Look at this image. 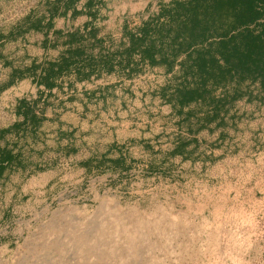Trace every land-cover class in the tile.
I'll use <instances>...</instances> for the list:
<instances>
[{
  "label": "rangeland",
  "instance_id": "obj_1",
  "mask_svg": "<svg viewBox=\"0 0 264 264\" xmlns=\"http://www.w3.org/2000/svg\"><path fill=\"white\" fill-rule=\"evenodd\" d=\"M58 8L0 0V50L13 51L17 67L32 53L18 49L22 34ZM102 73L93 81L109 85ZM16 77L0 69V91ZM161 83L136 86L151 93ZM129 99L77 106L82 116L68 118L77 131L68 148L59 138L60 152L51 136L17 142L21 163L0 175V264H264V105L218 102L216 121L188 134L174 100L148 94L142 109ZM8 103L0 125L13 122Z\"/></svg>",
  "mask_w": 264,
  "mask_h": 264
},
{
  "label": "trees",
  "instance_id": "obj_2",
  "mask_svg": "<svg viewBox=\"0 0 264 264\" xmlns=\"http://www.w3.org/2000/svg\"><path fill=\"white\" fill-rule=\"evenodd\" d=\"M66 1L72 9L76 0ZM92 4L93 0H87L85 8L90 11ZM65 8L49 14L64 16ZM125 31L128 45L109 36L97 38L94 32L86 37L69 34L64 41L69 48L58 61L49 64L44 81L50 83L70 75L89 79L99 70L109 73L113 64L132 63L136 69L142 64L164 65L167 69L179 65L181 83L163 94L169 103L174 100L179 129L184 127L193 134L196 126L215 122L218 112L217 86L205 45L209 32L223 106L228 108L244 97L247 102L264 105V0H170L159 4L157 13L141 23L139 35ZM134 55L139 56L138 60ZM13 73L21 77L25 72ZM20 108L23 114L29 113L24 101ZM180 136L177 132L174 138L177 152H181ZM9 158L1 154L0 175Z\"/></svg>",
  "mask_w": 264,
  "mask_h": 264
},
{
  "label": "crops",
  "instance_id": "obj_3",
  "mask_svg": "<svg viewBox=\"0 0 264 264\" xmlns=\"http://www.w3.org/2000/svg\"><path fill=\"white\" fill-rule=\"evenodd\" d=\"M169 1L138 0L136 3H131V0H93L92 7L88 11L85 8L87 0H76L72 9L69 8L70 2L66 0H41L43 3L59 4V7L65 6V15L51 17L49 12H46V15L37 19V24H34L32 29L22 34L20 39L23 41V45L18 46V49L22 46L27 48L28 45L32 52L26 53L29 56L26 67L16 66L13 51L6 53L0 50V69L8 68L9 72L28 74L16 77L0 91L2 110H7L8 100H13V122L9 125L3 123L0 125V139L2 140L0 141V162L2 161L1 154H8L10 158L7 167H14L16 163H21V145L17 142L26 135L34 140L40 135L51 136L55 144V148H52L53 152L62 150L57 145V141L62 136H65V148L71 146L72 139L70 136L77 131V125L72 124L68 118L71 117L70 112L78 119L80 114L82 116V113L77 110L79 108L77 106L83 110L88 103L99 104L107 97L119 100L120 103L129 97V101L131 98L139 99L143 109L150 103V99H146L148 94H154L163 104L168 102L163 93L166 89H173L181 83L182 69L179 65L167 69L164 65L150 67L147 64H142L136 69L132 63L129 65L113 64V68L108 73L109 85L100 83L97 85V82L93 81V75L95 78L105 76L102 73L103 70H99L97 74H93L88 79L90 84H96L94 86H89L85 79H79L75 75L57 78L50 83L45 82L44 78L49 64L58 61L69 48L64 44L69 34L78 33V35L86 37L90 32H94L97 38L109 36L116 42L123 41L128 45L125 30L131 31L134 35H139L138 27L141 23L157 13L159 4H166ZM118 3L122 6L119 14L116 5ZM102 11H107L109 14L105 15ZM91 12L96 14L93 16L88 14ZM100 26L107 28V31L101 33ZM55 34H58L60 38H57L58 35ZM1 37L3 36L0 35ZM205 45L211 62L210 70L216 83L218 81L215 66L216 56L213 54V43L209 32L206 34ZM18 54L22 57L21 53L18 52ZM134 57V60L139 58L138 55H134ZM161 79L162 83L159 84L157 90L151 91V93H149L148 88L144 90L141 85L136 86L138 82L148 87L150 81ZM216 86L219 88L218 83ZM89 88L93 89L90 90ZM2 101L5 102L2 103ZM22 101L27 105L28 114H23L21 108L18 109ZM217 101L221 103V106L223 105L221 94L220 97H217ZM246 102L247 99L242 101L244 104ZM171 106L174 114V102L171 103ZM168 112H171V108ZM176 134L173 133L174 136ZM5 135L16 136V139L11 141ZM17 144L19 149H15ZM29 152L38 153L35 148H29Z\"/></svg>",
  "mask_w": 264,
  "mask_h": 264
}]
</instances>
